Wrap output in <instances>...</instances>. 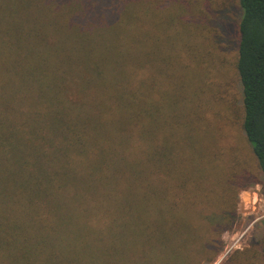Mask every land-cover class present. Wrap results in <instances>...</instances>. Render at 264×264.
<instances>
[{
	"label": "trees",
	"instance_id": "trees-1",
	"mask_svg": "<svg viewBox=\"0 0 264 264\" xmlns=\"http://www.w3.org/2000/svg\"><path fill=\"white\" fill-rule=\"evenodd\" d=\"M237 3L235 109L171 71L175 0H0V264L214 262L264 181V0Z\"/></svg>",
	"mask_w": 264,
	"mask_h": 264
},
{
	"label": "rangeland",
	"instance_id": "rangeland-1",
	"mask_svg": "<svg viewBox=\"0 0 264 264\" xmlns=\"http://www.w3.org/2000/svg\"><path fill=\"white\" fill-rule=\"evenodd\" d=\"M185 3L189 12L185 10ZM175 5V12L161 14L172 19V28L182 25L186 31L178 39L175 29L169 32L168 47L171 49H168L167 57L169 61L173 60L171 71L189 62L187 94L202 89L207 102L212 103L219 91L225 90L231 102L236 101L233 105L237 109L239 87L233 70L237 47L236 23L240 18L237 0H175ZM186 100L179 105L185 106ZM263 185L262 177L257 175V183H247L238 191L237 219L229 230L221 233L214 262L203 264H223L234 252L256 248L258 242L264 241ZM262 259L264 264V256Z\"/></svg>",
	"mask_w": 264,
	"mask_h": 264
}]
</instances>
